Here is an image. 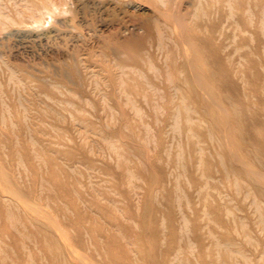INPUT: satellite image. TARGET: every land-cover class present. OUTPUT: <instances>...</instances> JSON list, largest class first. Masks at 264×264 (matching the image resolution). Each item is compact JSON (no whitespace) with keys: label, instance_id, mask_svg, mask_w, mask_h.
Wrapping results in <instances>:
<instances>
[{"label":"rangeland","instance_id":"374dc122","mask_svg":"<svg viewBox=\"0 0 264 264\" xmlns=\"http://www.w3.org/2000/svg\"><path fill=\"white\" fill-rule=\"evenodd\" d=\"M0 264H264V0H0Z\"/></svg>","mask_w":264,"mask_h":264},{"label":"bare ground","instance_id":"6f19581e","mask_svg":"<svg viewBox=\"0 0 264 264\" xmlns=\"http://www.w3.org/2000/svg\"><path fill=\"white\" fill-rule=\"evenodd\" d=\"M231 2V1H230ZM231 4V3H230Z\"/></svg>","mask_w":264,"mask_h":264}]
</instances>
